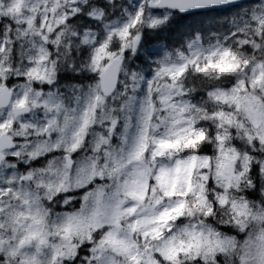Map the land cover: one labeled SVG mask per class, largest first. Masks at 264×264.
I'll use <instances>...</instances> for the list:
<instances>
[{
    "label": "clouds",
    "instance_id": "clouds-1",
    "mask_svg": "<svg viewBox=\"0 0 264 264\" xmlns=\"http://www.w3.org/2000/svg\"><path fill=\"white\" fill-rule=\"evenodd\" d=\"M144 2L0 0V264H264V0Z\"/></svg>",
    "mask_w": 264,
    "mask_h": 264
},
{
    "label": "snow or ice",
    "instance_id": "snow-or-ice-1",
    "mask_svg": "<svg viewBox=\"0 0 264 264\" xmlns=\"http://www.w3.org/2000/svg\"><path fill=\"white\" fill-rule=\"evenodd\" d=\"M193 0H145L144 3H141L138 7L137 13H136V20H138L145 12L146 7H151L154 12H158L161 7H170V8H180L181 11L184 10L185 4H191ZM185 17H181L180 20L177 21V25L180 26L183 24ZM136 20L133 21V23L136 22ZM23 103V101H21ZM75 147V145L73 146ZM91 175L89 179H96L97 175H99L100 179H103V174H97L95 172V163L93 162L90 166ZM23 243V241H21ZM67 264V262H65Z\"/></svg>",
    "mask_w": 264,
    "mask_h": 264
}]
</instances>
